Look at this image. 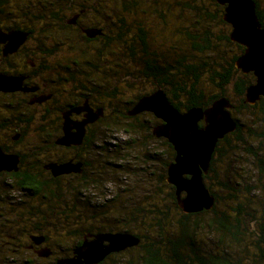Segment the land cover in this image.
I'll return each instance as SVG.
<instances>
[{"label":"trees","instance_id":"16d2710c","mask_svg":"<svg viewBox=\"0 0 264 264\" xmlns=\"http://www.w3.org/2000/svg\"><path fill=\"white\" fill-rule=\"evenodd\" d=\"M8 1L0 0V10L20 0ZM253 1L264 27V0ZM83 9L93 10L95 26L103 33L85 48L74 39L85 64L110 67L104 72L112 79L118 66L126 74L138 69L154 87H162L180 111L205 110L227 98L234 118L246 114L252 122L250 126L239 123L218 142L205 181L215 197L214 207L185 214L177 205L174 187L166 182V169L175 153L166 139L153 136L158 123L150 122L151 128L124 113L108 116L105 140L119 134L126 135L127 146L142 138V146H148L143 154V163L150 162L143 182L145 202L137 204L138 187L125 188L122 195L117 192L120 226L140 239L137 254L127 264H264V102L245 103V91L256 79L235 67L244 48L230 39L224 7L216 0H95L92 7L82 0H37L22 28L37 37H81L77 26L67 24V12ZM146 37H156L154 49H149ZM157 37L167 40L170 49L162 51ZM50 187L44 194L59 207L58 224L63 227L57 232L65 238L71 235L62 232L68 230V219L62 218L68 215L62 208L68 191L61 185ZM111 206L109 211L115 212L117 208ZM77 220L79 225L85 222Z\"/></svg>","mask_w":264,"mask_h":264},{"label":"flooded vegetation","instance_id":"af4514ba","mask_svg":"<svg viewBox=\"0 0 264 264\" xmlns=\"http://www.w3.org/2000/svg\"><path fill=\"white\" fill-rule=\"evenodd\" d=\"M28 4L27 0L14 1L0 10V78L9 81L0 88V151L19 159L17 171H0V226L10 233L7 237L14 244H7L8 251L21 256L20 264H57L76 257V251L84 243L95 241L99 235L136 236L132 231L122 230L117 216L121 202L117 192L122 195L119 185L123 172H134L135 168L128 167L131 161L122 159L120 148L106 145L104 121L108 116L124 113L134 121L160 125L162 120L152 112L129 113L140 99L157 91L171 101L162 87H154L146 76L137 73L138 69L126 74L118 66L116 78L112 79L104 72L111 71L110 67L98 68L81 60L74 39L85 48L103 35L102 29L95 26L93 10L67 12V24L77 26L81 37H37L22 28L37 0ZM82 4L92 7L95 0H82ZM92 32L95 35L90 37ZM11 34L25 37H9ZM157 38L162 51L170 49L167 40ZM155 39L146 37L150 50L154 49ZM262 101L263 97L256 104ZM90 112L101 114L85 125L81 144H58L64 136L65 116L75 124L88 120ZM68 163L77 167L58 176L48 168ZM209 171L203 176L205 186ZM54 185L64 186L68 191L62 207L68 213L62 216L68 219V230L62 232L71 235L65 238H60L57 232L63 227L58 224L59 207L45 195ZM111 204L117 208L115 212L109 211ZM79 217L85 221L82 225ZM108 245L109 242H103V246ZM138 246L111 252L97 264H127L137 254Z\"/></svg>","mask_w":264,"mask_h":264},{"label":"water","instance_id":"95a60500","mask_svg":"<svg viewBox=\"0 0 264 264\" xmlns=\"http://www.w3.org/2000/svg\"><path fill=\"white\" fill-rule=\"evenodd\" d=\"M224 7L223 20L230 25L231 41L244 48L243 54L235 61V67L244 74L252 73L255 83L245 91V103L251 106L264 98V27L256 14L253 0H216ZM89 34V33H88ZM95 34H89L93 37ZM25 37V34H11L9 37ZM9 81L0 78V88ZM232 104L226 98L215 101L209 108H192L183 113L178 111L162 91L139 100L129 115L143 111L152 112L162 124L152 129L156 138H164L173 147L175 158L167 166L166 182L174 187L178 207L185 214L209 211L215 205V197L204 184L203 176L210 168L217 144L226 135L233 133L239 124L231 114ZM90 112L88 120L73 124L65 116L64 136L58 144L80 145L87 123L98 119ZM200 122L203 125L200 126ZM75 129L72 133L71 130ZM18 157L7 156L0 151V171H17ZM77 167L49 165L54 176L68 173ZM109 242L103 246V242ZM140 240L131 234L99 235L95 241L84 243L76 251V257L61 260L57 264H97L111 252H119L139 245Z\"/></svg>","mask_w":264,"mask_h":264},{"label":"rangeland","instance_id":"374dc122","mask_svg":"<svg viewBox=\"0 0 264 264\" xmlns=\"http://www.w3.org/2000/svg\"><path fill=\"white\" fill-rule=\"evenodd\" d=\"M245 115H240L239 117L236 116L238 118L237 120L239 121V123H241L243 125L250 126L252 124L251 119H250L251 117H248ZM145 124L147 126H151L150 122H145ZM151 128H152V126H151ZM126 140H127L126 135L116 134V136H112L111 138H108L106 140V143L108 145H111V146L114 144L120 146V149L119 148L118 149L122 153L121 155L126 156L129 159H131V164L130 165L128 164V167L135 168V171L129 172V173H126L124 171L123 175H122L123 179H121L119 187H121L122 189H125V188L135 189L138 187V189H137L138 190L137 204L142 205L143 202H145L144 190L146 187V186H144L146 184V182L145 183H143V182H144V180L147 181L146 177H148L149 166H150V162H148L146 164L143 163L144 159H145L143 154H144V151H146V148L148 146H142V144L140 143V142L143 143L145 141L144 138L140 139L139 143H132L133 147L125 145L124 141H126ZM119 141H121V143H118ZM162 155H163V159H164L166 154L163 153ZM129 175L132 176V180L130 179ZM124 177H126V179ZM130 181H131V183H130ZM8 235H10V233H8V230L6 229V227L0 226V264H20L22 261L21 256H19V255L13 256L8 251L9 245H7V244L9 242H12L7 237ZM12 244H14V242H12ZM7 255H10V258L6 257ZM11 256H12V258H11Z\"/></svg>","mask_w":264,"mask_h":264}]
</instances>
